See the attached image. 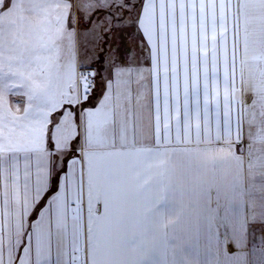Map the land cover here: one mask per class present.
I'll use <instances>...</instances> for the list:
<instances>
[{
  "label": "snow or ice",
  "instance_id": "1",
  "mask_svg": "<svg viewBox=\"0 0 264 264\" xmlns=\"http://www.w3.org/2000/svg\"><path fill=\"white\" fill-rule=\"evenodd\" d=\"M156 3L0 0V197L13 174L17 183L23 176L25 204L35 203L24 209L22 246L46 220L49 240L54 230L71 237L72 250L57 264H144L119 249L99 255L101 233L128 235L136 248L144 237L169 233L175 224L166 218L169 212L178 218L190 208L204 220L196 246L205 264H264V119L248 124L242 112L233 117L229 111L225 122L217 113L214 134L210 94L193 91L191 78L181 81L179 60L172 71L166 36L161 71L159 35L153 39L147 22ZM70 66L79 73L75 95L48 116L50 159L41 168L39 148L20 134L26 118L33 122L30 110L39 116L45 111L40 105L55 107L53 98L61 94L53 80L60 81ZM228 71L233 80L247 82L235 32ZM241 93L246 107L251 93ZM11 95L24 103L6 119ZM66 113L75 136L66 150L57 149L51 134ZM194 157L202 165L196 183L187 177ZM26 264H33L31 256Z\"/></svg>",
  "mask_w": 264,
  "mask_h": 264
},
{
  "label": "crops",
  "instance_id": "2",
  "mask_svg": "<svg viewBox=\"0 0 264 264\" xmlns=\"http://www.w3.org/2000/svg\"><path fill=\"white\" fill-rule=\"evenodd\" d=\"M243 6V7H242ZM237 4L236 0H157L150 10L148 17L149 32L153 39L159 35L161 47V71H164V44L167 37L168 57L172 71L175 72L179 60L181 81L186 83L191 78L193 91L197 87L210 94V103L213 109V132L219 126L217 113H221L225 122L229 119V111L233 117L242 112L248 124L260 123L264 119V33L259 42L254 38L252 31L255 27L251 15L253 7L244 3ZM261 11L264 10L262 6ZM58 18L53 13V19ZM242 31L248 32L246 35ZM235 32L238 59L243 61L247 82L241 84L237 77L233 80L228 66L233 53V34ZM241 32V33H240ZM144 59L148 58L145 51ZM78 72L71 66L66 70L60 81L53 80V88L61 94L53 98L55 107L42 104L45 109L39 116L34 115L35 109L29 111L32 123L26 124L20 134L24 143L39 148L37 163L41 168L46 167L50 159L47 152L48 126L51 111L61 106L59 101L73 99ZM251 93L248 97L252 101L248 106H242L241 89ZM73 95L69 96V90ZM19 91V90H17ZM12 106L5 112H15L17 106L23 104L19 95L8 97ZM205 103H209V96L205 95ZM3 103L6 105L7 100ZM231 104V108H229ZM207 118V113L205 114ZM75 136V126L71 116L65 114L59 125L53 128L51 139L57 149H67L69 141ZM255 138L259 139V135ZM194 167L187 172L192 183L201 178L202 165L199 157L193 158ZM22 167H24L22 165ZM43 175V172H41ZM0 197V261L2 264H26L29 256L33 264H57L65 259V250L71 251V237L63 239L53 232L49 240L46 220L33 229V239L22 246L25 231L28 229V211L34 206L35 199L25 204L26 190L24 179L17 183L15 176L9 179ZM42 194V193H41ZM171 207V206H170ZM168 219H175V224L168 234L147 236L138 241L133 248L129 243L128 235L114 238L105 229L98 240L97 252L101 256L109 255L117 249L128 256L144 261V264H153L155 261L165 260L167 264H205L207 259L202 251L197 250L196 241L202 235L204 220L198 210L187 209L178 218L169 212ZM242 210L240 219L242 221ZM214 243V237H209ZM25 247L30 249L26 251ZM83 242L80 243L79 256L83 258ZM19 257V259H17Z\"/></svg>",
  "mask_w": 264,
  "mask_h": 264
},
{
  "label": "rangeland",
  "instance_id": "3",
  "mask_svg": "<svg viewBox=\"0 0 264 264\" xmlns=\"http://www.w3.org/2000/svg\"><path fill=\"white\" fill-rule=\"evenodd\" d=\"M245 1H246L247 6H252L254 8L251 18H253V22L256 25L255 27L261 28L262 22L264 23V10L261 11L260 8L262 6L264 7V5L258 3L257 0H245ZM241 6H242V3H241ZM251 32L253 33L254 38L259 42L260 40H262L259 38H261L264 33V26H263V29L254 28L252 31L249 32V34ZM247 33L248 32L246 31H242L243 35H246ZM258 34H262V35H258Z\"/></svg>",
  "mask_w": 264,
  "mask_h": 264
},
{
  "label": "built area",
  "instance_id": "4",
  "mask_svg": "<svg viewBox=\"0 0 264 264\" xmlns=\"http://www.w3.org/2000/svg\"><path fill=\"white\" fill-rule=\"evenodd\" d=\"M77 75H78V78H79V73H78ZM78 78H77V79H78Z\"/></svg>",
  "mask_w": 264,
  "mask_h": 264
}]
</instances>
